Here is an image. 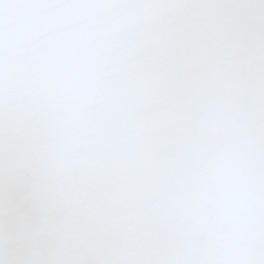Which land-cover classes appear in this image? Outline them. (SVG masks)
Returning a JSON list of instances; mask_svg holds the SVG:
<instances>
[{"label": "snow or ice", "instance_id": "snow-or-ice-1", "mask_svg": "<svg viewBox=\"0 0 264 264\" xmlns=\"http://www.w3.org/2000/svg\"><path fill=\"white\" fill-rule=\"evenodd\" d=\"M0 264H264V0H0Z\"/></svg>", "mask_w": 264, "mask_h": 264}]
</instances>
